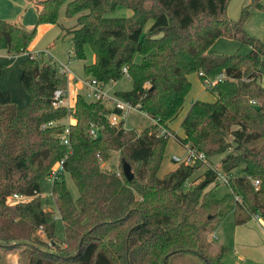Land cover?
<instances>
[{"label":"trees","instance_id":"trees-1","mask_svg":"<svg viewBox=\"0 0 264 264\" xmlns=\"http://www.w3.org/2000/svg\"><path fill=\"white\" fill-rule=\"evenodd\" d=\"M33 2L32 28L0 18V49L15 55L28 51L36 26L59 24L65 4V16L76 18L69 30L61 25L70 34L73 55L85 59L86 46L93 52V62L83 65L85 75L107 85L119 80L125 67L132 87L113 94L154 123L141 132L126 130L123 119L112 124L109 116L121 110L88 100L85 92L74 96L70 111L55 108L51 96L67 87L65 74L43 57L29 54L20 60L26 104L17 105L0 87V250L19 251L26 264H169L172 256L184 254L223 264L226 248H213L206 239L213 223L227 211L236 225L255 215L264 220V38L244 30L247 9L233 21L226 15L228 0ZM124 9L131 15H115ZM222 36L249 45L250 51L209 54ZM2 70L0 64V78ZM191 73L201 82L221 73L226 78L209 89L216 94L213 102H191L180 137L169 122L182 109ZM67 113L70 147L60 141ZM90 123L95 137L89 135ZM169 136L206 159L221 156L220 168L208 165L197 183L192 176L204 164L198 161L182 162L158 177ZM111 151L119 153V175L100 165ZM60 160L63 171L51 188L63 227L57 242L54 212L42 205L39 181ZM123 162L135 164L131 180L123 174ZM218 171L229 176L230 192L222 198L216 195ZM65 173L78 190L75 199ZM12 194L32 198L8 201ZM44 239L53 240L54 251L42 249Z\"/></svg>","mask_w":264,"mask_h":264},{"label":"rangeland","instance_id":"rangeland-1","mask_svg":"<svg viewBox=\"0 0 264 264\" xmlns=\"http://www.w3.org/2000/svg\"><path fill=\"white\" fill-rule=\"evenodd\" d=\"M12 4L15 2L12 1ZM246 8L247 14L243 21V27L247 34L258 39L264 38V0H228L226 5V15L229 19L237 21L242 13V10ZM65 4H63L58 12V23L53 25L50 29L43 28L38 29L36 38L31 48H28V51L31 53H41L47 51L49 57L52 58V61L55 64H65L68 63L70 72L65 74L66 77V89H68V95L70 99H73L74 96L79 93H84L85 88L82 87L81 81L89 78L85 75L83 70V65L91 63L93 61V52L86 46L85 48V59H78L73 55L71 50V40L70 34L64 30L65 36H59L61 33L60 27L65 26L66 29H71L73 25L76 24L75 17H66L65 16ZM127 11V9H124ZM124 10L116 11L115 15L121 14V12H126ZM12 9L8 6H0V18L13 21L16 17L11 14ZM8 14V15H7ZM6 16V17H5ZM4 17V18H3ZM24 23V22H23ZM69 51H71L69 53ZM250 51V46L243 44L235 38H229L226 36L219 37L208 49L209 54L223 55V54H233L240 53L246 54ZM27 53L15 55L8 53L4 49H0V64L3 65L2 75L0 78V87L2 90L9 91L12 99L16 102L17 105L23 106L28 100V94L23 89L20 82L21 70L18 66L20 60L25 58ZM43 59H46L43 56ZM76 78V79H75ZM188 79L191 82V87L189 92L186 94L183 106L178 115L169 122L170 129L176 133L178 136H183V130L180 127V123L185 116L190 104L194 100H202L206 102H213L216 99V94L213 90L206 89L199 76L196 73H191L188 75ZM262 85L264 86V77L261 80ZM132 87V81L126 75H123L119 80L115 82L108 83L105 89L112 92H122L128 91ZM123 127L126 130H136L141 132V130L151 124V118L145 113L139 111L138 109H130L127 111L125 117H123ZM187 151L186 148L180 144L173 136H169L166 142L165 150L162 156L161 164L157 171V176L162 177L166 173L174 170L181 161L186 157ZM173 156L179 158V161L173 159ZM221 156L215 155L207 159L206 164L199 166L195 170L192 180L197 183L201 179V175L204 170L208 167H214L216 169L220 168L219 161ZM132 171L135 166L134 163L129 162ZM102 168L106 169H115L119 171V153L117 151H111L108 159L104 160V166ZM63 180L66 184L67 189L69 190L73 199L78 196V190L72 181L68 173L63 175ZM41 187V201L44 209L53 210L55 217V227H56V238L57 242L63 236V227L60 220L59 213L56 210L54 199L52 196L51 188L53 185V178L45 176L39 181ZM190 184H192L190 182ZM230 192L227 184L220 182L216 186V195L219 198H222L224 195ZM8 201H11L8 199ZM236 225L234 222V216L232 211H227L220 220H216L208 232L211 235L212 247L218 248L221 240V233H223L224 238L226 239V249L223 254L224 261L227 264H259L250 261L249 259L239 260L237 263V258L232 252V246L230 245L232 239V226ZM205 236V234H204ZM47 242L46 247H42L44 250H55L53 247V240L44 239ZM62 246V245H61ZM64 247V245L62 246ZM50 249V250H49ZM17 258L21 263L25 262L26 255L20 256L19 251ZM0 263L8 264L7 260H2L0 258ZM26 264V262H25ZM169 264H204L202 260L197 258L192 254H184L182 256H172L169 260ZM224 264V263H223Z\"/></svg>","mask_w":264,"mask_h":264},{"label":"built area","instance_id":"built-area-1","mask_svg":"<svg viewBox=\"0 0 264 264\" xmlns=\"http://www.w3.org/2000/svg\"><path fill=\"white\" fill-rule=\"evenodd\" d=\"M27 55H31L35 58H40L45 56L46 59H49L52 61V58L49 57V53L47 51H43L41 53H31L29 51H26ZM26 55V56H27ZM53 62V61H52ZM58 72L62 74H67L70 72L68 63L65 64H56ZM123 73L126 75V77H129L126 68H123ZM226 78V75L224 73H221L214 78H204L202 81L203 86L206 89H212L214 85L218 81H222ZM76 79V78H75ZM82 87L85 88V97L88 100L96 101L100 100L105 103L108 107H116L121 110V114L112 113L109 118L112 124L117 123L120 119H123L125 115L127 114V111L130 109H135L131 104L127 101H124L114 95L113 93L108 92L105 87L106 85H103L99 81H97L95 78H86L85 80L81 81ZM73 99L69 98L68 95V89L66 88H57L53 91L51 96V105L55 108L65 107L68 111L71 110V107L73 105ZM252 103H255L252 101ZM65 123L66 127L64 129V132L60 135V141L62 144L70 147V141H69V124L72 122V118L69 113H67L66 117L62 121ZM55 122L50 121L48 125H54ZM161 133H165V129L161 130ZM89 135L92 137L97 136V130L94 124L90 123L89 128ZM187 155L186 157L181 161V163H193L195 161L202 162L204 164L207 163V159L203 153H197L195 150L186 147ZM173 159L176 161H179V158L176 156H173ZM100 165L104 166V161L100 159ZM63 171V160H60L56 165L51 169L49 173V177L53 178V180H56L60 177L61 173ZM117 175H119V172L117 171ZM218 180L220 182H223L225 184L229 181V176L224 174L221 171H218L217 173ZM255 186L259 185V180L253 181ZM32 198V196L28 195H20V194H12L7 197V199H10L11 201H28ZM255 218H258V215L254 216ZM253 217V218H254Z\"/></svg>","mask_w":264,"mask_h":264},{"label":"crops","instance_id":"crops-1","mask_svg":"<svg viewBox=\"0 0 264 264\" xmlns=\"http://www.w3.org/2000/svg\"><path fill=\"white\" fill-rule=\"evenodd\" d=\"M12 1L15 2V4H12ZM33 1L35 0H0V6L5 8L8 6V8L10 7L12 9L11 14L14 15L13 17H16V19L13 21L20 22L27 28H32L35 25L37 19V11ZM120 13L121 14H119V16L131 15V11L128 9L126 12L120 11ZM53 25L55 24L43 23L37 25L36 34L32 42L28 46V48H31L32 44L34 43L38 29L41 30L43 26L45 28L50 29ZM63 27L66 28L65 26ZM60 30L61 33L59 34V36H65L64 30H62L61 27ZM70 52L71 51H69V53ZM93 60H94V56H93ZM152 123H154V121L151 119V124ZM205 233H206V239L212 244L213 241L211 239L210 233L208 231H206ZM221 235L222 236L219 245L226 247V242H225L226 239L224 238L223 233H221ZM230 245L232 246L233 254L237 258V263L239 262V260L249 259L252 262L264 264V220H262L260 217L258 218L254 217L252 218V220L244 224L232 226V239ZM17 255L18 253H16V251H9L7 253H4L2 250H0L1 260L2 257H4V260L6 259L8 264H25L26 259H24L25 262L21 263L20 260L17 258ZM19 255L23 257V254L22 255L19 254ZM222 262L224 264H227V262L224 261L223 257H222Z\"/></svg>","mask_w":264,"mask_h":264},{"label":"water","instance_id":"water-1","mask_svg":"<svg viewBox=\"0 0 264 264\" xmlns=\"http://www.w3.org/2000/svg\"><path fill=\"white\" fill-rule=\"evenodd\" d=\"M122 171H123V174L127 180H131L134 177V173L132 171V167H131L130 163L123 162L122 163Z\"/></svg>","mask_w":264,"mask_h":264}]
</instances>
